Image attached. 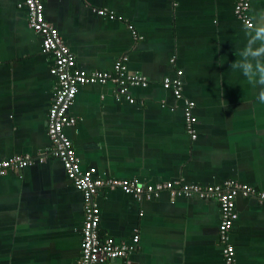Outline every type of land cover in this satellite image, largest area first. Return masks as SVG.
<instances>
[{
	"label": "crops",
	"instance_id": "crops-1",
	"mask_svg": "<svg viewBox=\"0 0 264 264\" xmlns=\"http://www.w3.org/2000/svg\"><path fill=\"white\" fill-rule=\"evenodd\" d=\"M40 1L77 70L111 72L125 57L126 73L148 83L127 88L133 102L110 82L79 87L69 108L74 124L64 133L81 170L144 188L234 182L264 193V104L229 68L245 40L236 0ZM248 2L249 17L264 8V0ZM52 64L23 0H0V160L35 159L0 176V264H76L80 257L82 196L50 156L46 132ZM177 71L193 104L194 138L185 132L182 100L162 86ZM94 200L101 239L128 244L138 236L126 259L102 264H225L213 198L163 190L136 199L106 187ZM234 211L233 264H264V202L237 194Z\"/></svg>",
	"mask_w": 264,
	"mask_h": 264
},
{
	"label": "built area",
	"instance_id": "built-area-1",
	"mask_svg": "<svg viewBox=\"0 0 264 264\" xmlns=\"http://www.w3.org/2000/svg\"><path fill=\"white\" fill-rule=\"evenodd\" d=\"M27 13L28 26L41 38L42 52L53 56V64L49 68L50 75L55 79L54 96L47 112L46 132L51 142L50 156L57 158L65 171L66 177L73 187L80 192L83 204V225L81 228L80 257L76 264H102L113 259H126L137 243L138 236L133 235L131 243L116 244L112 238L101 239L98 233L100 221L99 208L94 197L102 188H116L126 195H133L136 199L152 198L163 190L172 196L180 192L186 197L192 194L200 198H213L219 204L220 220L218 226V242L225 264L234 263V249L229 240V233L233 228L236 214L234 198L237 194L255 198L259 203L264 202V193L255 192L245 185L226 182L223 187H206L179 185L175 182L150 185L145 188L136 180L105 181L94 177V169L81 170L78 159L70 140L64 133V128L74 124L69 116V108L79 87L84 85L112 83L118 86L119 94L125 95L129 102L133 100L127 96V88L139 86L145 88L148 83L139 74H127L126 58L119 59L111 72L95 71L84 73L75 68V60L69 48L61 39L58 31L46 22L43 16V5L40 0H23ZM248 0H236L233 12L236 18L244 23L248 18ZM99 14L102 15L100 11ZM181 71H177L173 80L164 79L162 86L170 90L174 97L182 100V114L185 132L194 138L196 118L192 113L193 104L182 96ZM35 161L29 155H14L0 160V176L10 171L21 170ZM42 159H39L41 162Z\"/></svg>",
	"mask_w": 264,
	"mask_h": 264
},
{
	"label": "clouds",
	"instance_id": "clouds-1",
	"mask_svg": "<svg viewBox=\"0 0 264 264\" xmlns=\"http://www.w3.org/2000/svg\"><path fill=\"white\" fill-rule=\"evenodd\" d=\"M245 34L243 46L239 48L229 68L239 73L256 90V99L264 104V8L253 10L242 24Z\"/></svg>",
	"mask_w": 264,
	"mask_h": 264
},
{
	"label": "bare ground",
	"instance_id": "bare-ground-1",
	"mask_svg": "<svg viewBox=\"0 0 264 264\" xmlns=\"http://www.w3.org/2000/svg\"><path fill=\"white\" fill-rule=\"evenodd\" d=\"M28 23V22H27ZM42 49V48H41ZM47 54V53H46ZM51 144V143H50Z\"/></svg>",
	"mask_w": 264,
	"mask_h": 264
}]
</instances>
